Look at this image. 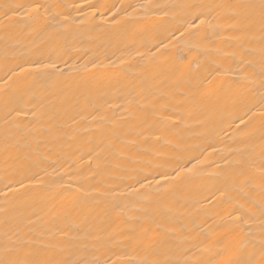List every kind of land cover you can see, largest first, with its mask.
<instances>
[{
    "label": "bare ground",
    "instance_id": "6f19581e",
    "mask_svg": "<svg viewBox=\"0 0 264 264\" xmlns=\"http://www.w3.org/2000/svg\"><path fill=\"white\" fill-rule=\"evenodd\" d=\"M262 0H0V262L264 264Z\"/></svg>",
    "mask_w": 264,
    "mask_h": 264
},
{
    "label": "snow or ice",
    "instance_id": "6c2138e0",
    "mask_svg": "<svg viewBox=\"0 0 264 264\" xmlns=\"http://www.w3.org/2000/svg\"><path fill=\"white\" fill-rule=\"evenodd\" d=\"M261 8H262V12H264V0H262ZM0 264H3V262H0Z\"/></svg>",
    "mask_w": 264,
    "mask_h": 264
}]
</instances>
